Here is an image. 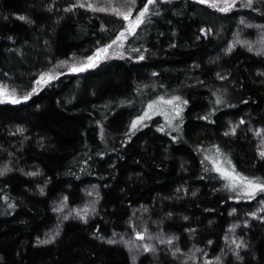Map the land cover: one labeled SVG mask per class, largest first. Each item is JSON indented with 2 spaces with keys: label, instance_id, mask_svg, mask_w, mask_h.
<instances>
[{
  "label": "trees",
  "instance_id": "trees-1",
  "mask_svg": "<svg viewBox=\"0 0 264 264\" xmlns=\"http://www.w3.org/2000/svg\"><path fill=\"white\" fill-rule=\"evenodd\" d=\"M145 2L136 0L129 19ZM244 2L222 13L199 0H157L129 34L127 56L69 72L58 62L92 55L127 26L122 16L99 10L126 11L123 0H0V82L18 97L40 73H60L26 101L0 96V168L12 169L0 176V264H217L216 256L222 264H264V212L247 215L264 207V193L229 199L237 194L224 187L223 176L203 170L213 168L205 155L217 145L238 171L264 177L257 152L264 136L256 135L264 129V54L239 43L226 51L237 39L259 47L264 36L256 27L264 26V0L251 8ZM214 93L224 102L216 104ZM172 94L188 101L179 131L161 132L152 120L129 132L149 100ZM234 125L236 133L225 135ZM96 191L87 222L73 215L61 223L63 214L52 210L65 195V213L83 208ZM58 224L55 241L37 243ZM145 227L153 238L137 240L135 231ZM158 234L178 239L160 244ZM121 237L157 251L130 252ZM233 237L248 244L239 249L243 261L232 251ZM173 248L181 249L175 257ZM193 253L196 259L186 258Z\"/></svg>",
  "mask_w": 264,
  "mask_h": 264
},
{
  "label": "snow or ice",
  "instance_id": "snow-or-ice-1",
  "mask_svg": "<svg viewBox=\"0 0 264 264\" xmlns=\"http://www.w3.org/2000/svg\"><path fill=\"white\" fill-rule=\"evenodd\" d=\"M200 3L203 4H209L212 8L217 9L218 11L222 13H227L230 12L234 7L237 6V0H199ZM157 3V0H147V2L143 3V7L139 8L138 13L135 16V19H129V17L132 14L133 9L136 6V0H123L122 6L126 9V11H121L119 7H111V8H106V7H100V11H112L114 12L117 16H122L125 21H127V26L124 28H121L118 34L116 35L115 39H112L109 43H106L102 45L101 47H98L95 49V52L92 55H89L85 57V59L88 61L87 63H80L79 66L76 65V63H73L71 67L68 68L69 72H81L86 69H92L97 67L98 63L100 60H106L108 59V50L111 48L112 45L117 44V42L120 43V47H123V41L127 39V34H134L136 32L137 27L140 26L146 19H148V13H150V5H155ZM253 5V0H246V2L242 3L240 6L246 7V8H251ZM80 7H88V8H93V4L88 3L87 5L80 3ZM77 5L73 4L70 6L69 9L71 10L76 8ZM259 10V9H257ZM158 14V13H157ZM19 19L21 20H28L29 23H33L34 21L29 20L28 17L26 16H19ZM241 24L244 23V19L241 18L240 21ZM256 27H262L264 26L257 25ZM201 31H205L204 29H201ZM238 36V34H237ZM8 39H12V37H9ZM236 43L245 45L248 50L255 51L257 55L264 54V36H262L259 40V47L253 48V42L247 41V40H239L237 39L236 42L232 43L229 45V47L226 49L227 52H231L232 49L236 46ZM137 59H144L143 55H139ZM59 65H65L68 64V61H59ZM60 73H55L53 74L52 72L48 73H40V75L33 81V83L36 85L35 87H32L30 92H25L17 97V90L15 88L13 89H7V86L3 83L0 82V96H3L5 99L10 100L12 103H19L21 101H26L30 98V96L36 92L39 91L40 87L48 84L50 80L56 79V76L59 75ZM219 75V73L217 74ZM220 79H225V77L221 76ZM213 95L216 96L215 103L216 104H221L223 103V96L217 93H214ZM188 103L187 100H184L181 96L178 95H172L171 97H164V96H158L155 100H149L147 103L146 108L143 110L142 114H139L135 116L131 122H130V128L129 132H131L133 135L135 134V131L138 129V126L143 127L144 124L143 122L146 119L150 118V113H155L157 111L161 112L165 120L167 121V127H175L177 131L180 130V124L183 123V105H186ZM215 111V109H213ZM178 118V123L173 125L172 121L176 120ZM203 119H209L208 116L203 117ZM241 123H243V120H241ZM237 125L232 126L229 128L228 132L225 133V135L229 134H235L237 131ZM158 130L163 132L165 131V127H160L158 126ZM17 131L20 133H23L25 129L23 127H18ZM126 138L128 140L131 139V136L128 135L127 133L125 134ZM256 135L257 136H262L264 135V129H258L256 130ZM178 137L173 136L172 139L176 140ZM262 144H264V140L261 141ZM212 148L215 149V152L212 154H207L205 155V160H210L211 164L213 166L212 169L205 168L203 169L204 171H210V170H215L217 173H220L223 178L227 181V183L224 185L226 189L233 193H238L237 195H232L229 196V199H241L242 197L245 199H253L257 193H264V177H259V176H248L245 175L243 172H240L236 169V166L232 163V160L227 157L226 154L221 152V149L217 145H213ZM258 155L261 158H264V147H258L257 149ZM100 155H103V153H100ZM221 156L224 157V159H221ZM201 163H204V161H201ZM227 164L230 167H224L223 165ZM12 169L9 168L7 165H5L3 168H0V176L5 175L6 173L10 172ZM21 172H24L23 169H20ZM25 175L27 176H37L39 175V172H24ZM40 193L43 195L45 192V188L43 186H38ZM95 187V186H94ZM88 195H92L91 192L88 193ZM192 195H196L195 192L192 193ZM96 199L86 202L83 206V208H75L69 210L67 213L64 212L65 208L68 207L67 201L68 197L65 195L62 197V199L59 202H54L55 206L53 207V211L56 213L63 214L61 223L64 220H68L69 217L75 215L76 218L82 219L85 222H87V219L90 214H95L96 212V204L99 201L100 194L98 191L95 192ZM7 199V197H5ZM262 205H264V200L260 202ZM9 207H12V205H9ZM236 209L233 208L232 212H235ZM258 212H264V207H261L257 209V211L254 212H249L247 215L256 217ZM170 215V214H169ZM187 219V217H185ZM259 219L264 220V215L259 216ZM131 223V220L129 221ZM245 225L248 223L247 220L244 221ZM238 225L233 224L231 225V229L234 230ZM133 228L135 230V225H133ZM189 231H192L189 229ZM60 235V226L59 224L55 227V229L51 230L49 233H46L44 239H40L37 237V243L44 245V244H49L52 243L53 241L56 240V238ZM116 233L115 231L113 232V236H115ZM135 236L137 240L143 241L146 238L148 240H151L153 237L149 233L147 227H145L143 230L140 231H135ZM157 240H159L160 244H168L171 245L172 242L178 237L175 235L164 237L163 234H158L155 237ZM100 239L103 240L105 237L100 236ZM225 239L228 240L229 237L226 235ZM121 241L129 248V251H133L134 249H142V251L145 252H153L155 253L157 251L156 247L154 244L151 243H143V244H138L133 240H123V237H121ZM108 243L110 244H115L117 243V240L108 238ZM209 244L212 243L211 240L208 241ZM231 243L235 244L236 247L232 249V251L235 253L237 260H244V257L240 255L239 249L240 248H247L248 244L243 241L242 238L237 241L235 237L232 238ZM181 249L179 248H173L172 249V256L175 257L178 252H180ZM196 251H199V249H196ZM138 254V253H137ZM207 255V253H205ZM187 259H196L195 253H193L191 256L186 257ZM133 261L136 260V255L132 256ZM214 259L217 261V264H222L221 257L216 256ZM210 264V262H209Z\"/></svg>",
  "mask_w": 264,
  "mask_h": 264
},
{
  "label": "rangeland",
  "instance_id": "rangeland-1",
  "mask_svg": "<svg viewBox=\"0 0 264 264\" xmlns=\"http://www.w3.org/2000/svg\"><path fill=\"white\" fill-rule=\"evenodd\" d=\"M132 19L134 20L135 18H132ZM127 23H128V22H127ZM128 36H129V34H127V38H128ZM126 40H127V39H126ZM126 40L122 42V43H123V47H120V46H119L121 42H117V44L112 45L111 48H109L108 53H107V55H108L109 58L106 59V60H100V62H99L98 64H100V63L103 62V61H109V60H111V59H113V58H121V57H125V56H127V55H128V52H130V50L127 49V48H125ZM127 51H128V52H127ZM133 51H136V50L134 49ZM81 62H82V63H87L88 61H87L85 58L80 59L79 61H76V59H74V60L68 62V64H65L64 66H65L66 68H69V67H71V66L73 65V63H76V65L79 66V64H80ZM49 72L55 73V70H51V71H49ZM47 73H48V72H47ZM7 89L10 90L9 87H7ZM172 95H175V94H172ZM172 95H170V96H164V97L168 98V97H171ZM156 98H157V97H156ZM156 98H154L153 100H155ZM1 101H3L2 98H0V102H1ZM177 119H178V118H177ZM152 120H155V121L157 122V123H156V124H157V128H158V126H160V127H167V126H166V125H167V121L165 120L164 115H163L161 112H159V111H157V112H155V113H150V118H149V119H146V120L143 122L144 126H146L147 124H149ZM173 122L176 123V120H173V121H172V124H173ZM144 126H143V127H144ZM139 128H142V127L138 126V129H139ZM167 128L172 129V130L175 129V128H172V127H167ZM138 129H137V130H138ZM174 131H175V130H174ZM262 136H264V135H262ZM263 140H264V139H263ZM261 147H264V144H262ZM221 159H222V158H221ZM223 166H224V167H230V166L227 165V164H224ZM226 183H227V181H226ZM232 193H233V192H232ZM233 194H238V193H233Z\"/></svg>",
  "mask_w": 264,
  "mask_h": 264
}]
</instances>
